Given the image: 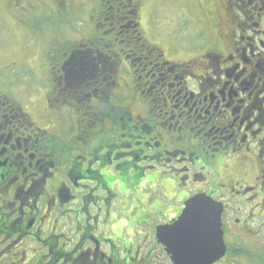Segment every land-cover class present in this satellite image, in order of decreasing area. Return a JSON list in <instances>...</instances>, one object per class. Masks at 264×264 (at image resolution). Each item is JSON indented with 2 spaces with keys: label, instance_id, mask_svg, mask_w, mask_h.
Wrapping results in <instances>:
<instances>
[{
  "label": "flooded vegetation",
  "instance_id": "af4514ba",
  "mask_svg": "<svg viewBox=\"0 0 264 264\" xmlns=\"http://www.w3.org/2000/svg\"><path fill=\"white\" fill-rule=\"evenodd\" d=\"M199 195L264 264V0H0V264H164Z\"/></svg>",
  "mask_w": 264,
  "mask_h": 264
},
{
  "label": "water",
  "instance_id": "95a60500",
  "mask_svg": "<svg viewBox=\"0 0 264 264\" xmlns=\"http://www.w3.org/2000/svg\"><path fill=\"white\" fill-rule=\"evenodd\" d=\"M220 224L221 208L199 195L173 224L159 226L156 236L173 264H216L226 254Z\"/></svg>",
  "mask_w": 264,
  "mask_h": 264
},
{
  "label": "rangeland",
  "instance_id": "374dc122",
  "mask_svg": "<svg viewBox=\"0 0 264 264\" xmlns=\"http://www.w3.org/2000/svg\"><path fill=\"white\" fill-rule=\"evenodd\" d=\"M16 45V42H14V43H12L11 45H10V47H14ZM25 45H26V53H30L31 52V50H33L34 48H35V45H36V42L33 40V39H29V40H26L25 41ZM12 53V52H11ZM10 53V54H11ZM17 72L18 73H20V74H22V71H21V69L18 71L17 70ZM149 192H151V193H154L155 191H153L152 189H148L147 190V193H149ZM124 219H125V221H127V222H130V221H134V217H133V215H130V214H124L123 216H122ZM143 231H144V229L143 228H141V234H140V239L141 240H143ZM124 237L126 238V239H128V240H131V239H133V238H135L136 237V235L132 232V231H130V230H126L125 231V233H124ZM154 243H156V237H155V235H153V237L150 239V244H148V246H153V244ZM255 250V252H256V249H254ZM159 252V254H160V258H161V260H162V262H164V264H173L167 257H166V255H164V254H162V252L159 250L158 251ZM237 260V263H234V264H258V262L256 261V260H254L253 258H252V254H243L242 253V256H241V258L240 259H236ZM219 264H233L231 261H229V260H227V261H225V262H222V263H219Z\"/></svg>",
  "mask_w": 264,
  "mask_h": 264
}]
</instances>
